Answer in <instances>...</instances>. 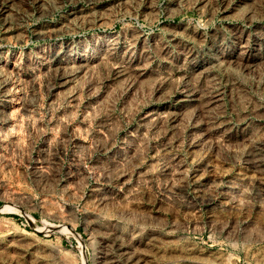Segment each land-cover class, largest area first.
Instances as JSON below:
<instances>
[{"label":"rangeland","instance_id":"obj_1","mask_svg":"<svg viewBox=\"0 0 264 264\" xmlns=\"http://www.w3.org/2000/svg\"><path fill=\"white\" fill-rule=\"evenodd\" d=\"M0 264H264V0H0Z\"/></svg>","mask_w":264,"mask_h":264}]
</instances>
